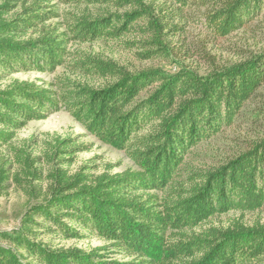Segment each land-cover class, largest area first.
<instances>
[{
	"label": "trees",
	"instance_id": "1",
	"mask_svg": "<svg viewBox=\"0 0 264 264\" xmlns=\"http://www.w3.org/2000/svg\"><path fill=\"white\" fill-rule=\"evenodd\" d=\"M170 1L180 8H204L200 23L214 37H226L264 17V0ZM114 3L144 7L141 0ZM135 14L80 18L71 26L73 37L82 42L117 40L129 32L145 30L131 26L141 21ZM44 15L42 11L9 21L0 16V80L28 70L52 72L65 64L68 55L64 41L59 39L63 35L48 33L28 40L19 37L18 32L43 22ZM149 25L164 56H171L165 40L183 34L186 25L163 18L150 19ZM97 64L83 71L106 79L102 87L81 86L67 78L52 88L15 80L0 90V147L28 121L64 108L99 141L125 150L140 170L91 176L85 170L69 175L56 167L51 182L45 190L39 189L38 201L24 214L21 226L0 235L4 241L0 243V264H107L96 251L53 249L37 242L44 233L64 238L94 234L140 256L138 261L124 264H264V224L259 223L208 229L196 238L183 234L164 242L162 252L155 254V245L165 240L167 227L182 230L196 227L215 214L264 208V137L206 172L184 164L193 146L235 124L245 104L264 85V52L214 68L207 75L185 67L176 73L153 68L133 73L115 64ZM252 118L264 124V104ZM62 147L67 148L59 149ZM85 150L84 145H73L71 139L58 140L54 147L56 154ZM24 153L20 150V155ZM19 157L32 169L25 162L27 157ZM6 172V168L0 171V195L3 182L9 178ZM29 175L37 179L39 174L34 169ZM22 182L37 191L31 180ZM148 189L160 190L165 197L160 203L156 195L143 200L137 192Z\"/></svg>",
	"mask_w": 264,
	"mask_h": 264
},
{
	"label": "rangeland",
	"instance_id": "2",
	"mask_svg": "<svg viewBox=\"0 0 264 264\" xmlns=\"http://www.w3.org/2000/svg\"><path fill=\"white\" fill-rule=\"evenodd\" d=\"M114 1L85 4L73 0H0V16L8 21L45 12L43 22L28 29L27 32H18L19 37L28 40L48 33L55 36L63 35L59 39L64 41L62 46L68 55L65 64L57 66L52 72L28 70L5 76L0 80V90L6 89L15 80L52 88L59 80L67 78L81 86L102 87L106 79L89 76L83 71L89 65H98V62L115 64L133 73L149 68L176 73L185 67L200 75H207L214 68L233 65L252 54L264 52V17L256 18L226 37H214L200 23L204 8L196 6L180 8L170 0H141L144 7L131 3L120 7ZM27 8L29 10H26ZM134 11L137 12L135 17L141 18V21L131 26H141L145 30L129 32L117 40L98 39L82 42L73 37L75 33L71 26L73 27L80 18L91 20L90 17L103 16L106 13L124 15ZM181 16L185 18L181 19ZM162 18L173 20L174 24L186 25L183 34L165 40L172 52L171 56L167 57L158 43H155L154 34L149 30L150 19ZM78 63L82 65L78 66ZM263 104L264 85L245 104L235 124L224 127L216 135L193 146L186 154L184 164L197 171L206 172L247 150L252 141L263 138L264 124H258L252 118ZM63 139H71L73 145H84L87 150L74 154H56L54 147L58 140ZM20 150L25 153L20 155ZM19 156L27 157L28 161L25 162L30 164L32 169L25 166ZM56 167L66 170L69 175L85 170L89 171L91 176L140 170L125 150L116 149L99 141L64 108L48 113L43 119L28 121L25 126L15 131V137L8 144L0 147V171L6 168V174L9 175L2 184L4 188L0 195V235L10 233L21 226L24 214L38 201L39 189L45 190L47 184L51 182V174ZM34 169L39 174L37 179L29 175ZM27 179L31 180L37 191L29 190L28 186L24 187L22 181ZM137 193L141 194L143 200L148 199L150 195H156L159 203L165 197V193L157 189L139 190ZM37 219L41 221L40 218ZM237 223L247 226L264 224V208L256 211L232 210L215 214L196 227L182 230L167 227L165 240L155 245L157 250L155 254L162 252L164 242L175 241L180 235L196 238L208 229H231ZM36 240L53 249L72 247L87 252L96 251L101 255L99 259L107 264H124L140 259L138 254H133L124 247L94 234H85L82 238H64L61 234L44 233ZM0 243H4L1 237Z\"/></svg>",
	"mask_w": 264,
	"mask_h": 264
}]
</instances>
